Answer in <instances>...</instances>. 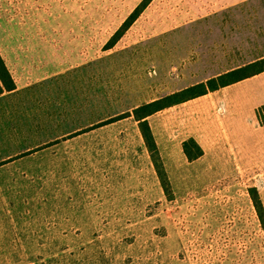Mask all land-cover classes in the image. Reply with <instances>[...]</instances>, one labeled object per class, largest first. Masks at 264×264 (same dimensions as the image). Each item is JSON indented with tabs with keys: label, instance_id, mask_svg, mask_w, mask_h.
<instances>
[{
	"label": "rangeland",
	"instance_id": "rangeland-1",
	"mask_svg": "<svg viewBox=\"0 0 264 264\" xmlns=\"http://www.w3.org/2000/svg\"><path fill=\"white\" fill-rule=\"evenodd\" d=\"M142 1L0 0L21 86L0 98V264H264V153L236 142L264 131L229 126V90L148 117L170 196L132 115L264 57V0H152L107 49ZM239 87L264 91V74Z\"/></svg>",
	"mask_w": 264,
	"mask_h": 264
},
{
	"label": "trees",
	"instance_id": "trees-1",
	"mask_svg": "<svg viewBox=\"0 0 264 264\" xmlns=\"http://www.w3.org/2000/svg\"><path fill=\"white\" fill-rule=\"evenodd\" d=\"M151 2L152 0H143L141 2V4L130 14V16L125 20V22L118 29V31L113 35L112 39L108 44L107 49H112L116 45V43H118L121 40L123 35L138 20L140 15L143 13V11L147 8V6ZM263 72H264V58L259 59L248 65L239 67L235 70L220 74L216 77L209 79L206 82L190 86L186 89L174 92L164 98L138 106L133 109L132 115L134 116L135 120L138 122L139 129L143 137L145 146L149 152L156 173L161 181L162 187L165 193L167 194V196L171 195L172 189L159 152L158 145L155 141L150 124L147 120L148 117L152 116L153 114L161 110L198 98L200 96L208 94L209 92H215L221 88L252 78ZM0 80L2 82V87H0V95L3 94L5 91L11 92L16 89L15 82L1 54H0ZM257 113L260 124L264 125V119L261 118V115H264V106L261 107ZM183 152L190 162L198 160L204 154L203 149L194 139H189L183 143ZM251 196L254 206L258 213V219L264 231L263 204L261 202V199L257 191L254 190Z\"/></svg>",
	"mask_w": 264,
	"mask_h": 264
},
{
	"label": "crops",
	"instance_id": "crops-1",
	"mask_svg": "<svg viewBox=\"0 0 264 264\" xmlns=\"http://www.w3.org/2000/svg\"><path fill=\"white\" fill-rule=\"evenodd\" d=\"M262 58H264V57H261L259 59H262ZM259 59H257V60H259ZM8 69H9V67H8ZM232 70H235V69H231V70H228L226 72H229V71H232ZM9 71H10V69H9ZM10 73H11V71H10ZM262 74H264V72L259 74V75H257V76H254L252 78H249V79L237 82L235 84H232L230 86L221 88V89H219V90H217L215 92H209L211 94V93H216V92H222V90H225V89L229 90V91H227L228 95H226L224 93L226 95L225 96V100H224V102H225L224 104L227 105V106L231 105L234 108V111L240 112L239 114L236 115V117H234V118L229 120V126L231 128H234L236 130L238 122H240L241 120H246L247 123H251V127L256 129L257 131H264V125L260 124L259 117H258V114H257L258 109L264 106V91H262V92H260L258 94L257 93L256 94L250 93V94L243 95V93L240 92L241 89H239L240 88L239 86L241 84L243 85L244 83L248 82V80L254 79V78H256V77H258V76H260ZM11 76H12V73H11ZM12 78H13V80L15 82L16 89L14 91H11V92L5 91L3 94L0 95V98L3 97V96H9L11 94H15V93H17L20 90L21 86L15 80V78L13 76H12ZM200 83H203V82H200ZM197 84H199V83H197ZM194 85H196V84H194ZM191 86H193V85H191ZM0 87H2L1 80H0ZM186 88H188V87H186ZM186 88H184V89H186ZM206 95H203V96H206ZM245 101H246V103H244ZM237 139L238 140L236 142H237V145L240 148V153L243 154V157H244L245 160H251L252 156L254 155L251 152L252 151L251 148L256 149L255 156H257L258 152L259 153H264V141H261L260 143L255 142L253 145L251 144L252 146L251 145L249 146L248 143L245 144L244 142H242V140L240 139L239 135H238Z\"/></svg>",
	"mask_w": 264,
	"mask_h": 264
}]
</instances>
